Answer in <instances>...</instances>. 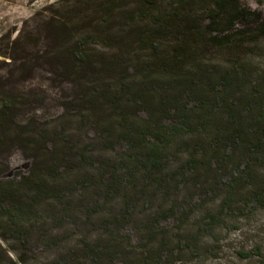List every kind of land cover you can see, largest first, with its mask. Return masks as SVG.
Here are the masks:
<instances>
[{
  "label": "trees",
  "instance_id": "1",
  "mask_svg": "<svg viewBox=\"0 0 264 264\" xmlns=\"http://www.w3.org/2000/svg\"><path fill=\"white\" fill-rule=\"evenodd\" d=\"M212 1L209 23L202 25L185 0L164 12L163 0H102L97 6L107 22L122 11L129 31L116 41L120 54L100 62L87 47L91 33L47 59L51 73L76 86L70 102L47 114L48 98L0 92V158L22 152L28 160L25 172L0 175V222L15 239L28 248L38 227L45 247L62 248L55 230L108 212L101 221L105 240L85 239L82 254L62 253L53 264H84L80 258L129 264L124 244L133 243L129 230L141 202L148 207L161 197L173 203L172 214L182 212L188 202L179 203L180 196L201 181L202 188L226 190L222 210L228 209L252 163L264 160V91L248 93L250 76L235 56L264 37V16L244 0ZM210 47L233 52L229 67L207 58ZM144 51L151 55L137 56ZM75 118L80 129L72 127ZM250 200L264 207V189ZM205 220L212 226L217 216L208 212ZM156 224L146 225L149 241L156 239L150 233ZM163 246H145L144 263L163 258Z\"/></svg>",
  "mask_w": 264,
  "mask_h": 264
},
{
  "label": "rangeland",
  "instance_id": "2",
  "mask_svg": "<svg viewBox=\"0 0 264 264\" xmlns=\"http://www.w3.org/2000/svg\"><path fill=\"white\" fill-rule=\"evenodd\" d=\"M101 1L0 0V92L22 93L36 101L48 98L44 111L47 114H56L60 101L70 102L75 97L76 86L64 76L51 73L47 59L64 53L91 33L93 39L87 47L94 61L100 62L120 54V44L116 41L120 42L124 35L120 31H129L122 11L114 13L107 22L109 16L97 6ZM185 1L197 8L198 22L207 25L213 1L202 0L203 4H197V0ZM179 2L181 0H163L159 12L178 6ZM243 5L264 16V0H244ZM136 6L133 4L132 9ZM111 27L114 30L111 31ZM164 48L171 51L169 47ZM238 52L235 56L242 58L250 76L248 93L254 88L264 91V37L244 44ZM207 53V58L220 68L229 67L234 57L230 50L216 47H210ZM150 55L151 51H144L137 56L146 59ZM59 70L62 73L63 67ZM72 127L81 128L80 118L74 119ZM240 160L241 153H238L235 161L238 164ZM261 161L252 163L251 177L238 183L226 210H222L228 195L226 190L222 186L215 190L210 186L202 188L201 181L191 183L189 190H184L180 196L179 203L188 202L182 212L172 214L173 203L161 197L148 207L141 202L129 230L134 235L133 243L124 244L130 252L128 263L264 264V207L250 200L254 191L264 189V162ZM6 165L10 168H5ZM27 168L28 160L22 152H14L7 160L0 158V175L7 173L3 178L16 169L25 172ZM191 195H194L192 201ZM208 212L217 216L212 226L205 220ZM109 217L108 212L93 219L80 217L76 224L55 230V235L65 241L62 248L45 247L43 229L38 227L31 231L27 248L0 222V264H53L62 253L75 250L82 254L81 241L106 239L101 221ZM153 220L157 224L150 233L155 234L156 239L149 241L151 236L146 232V225ZM161 244H164L163 258L154 256L144 263L145 246L155 251ZM84 260L80 258L84 264H92L91 260Z\"/></svg>",
  "mask_w": 264,
  "mask_h": 264
},
{
  "label": "water",
  "instance_id": "3",
  "mask_svg": "<svg viewBox=\"0 0 264 264\" xmlns=\"http://www.w3.org/2000/svg\"><path fill=\"white\" fill-rule=\"evenodd\" d=\"M10 176H12V173H10L7 177H10Z\"/></svg>",
  "mask_w": 264,
  "mask_h": 264
}]
</instances>
